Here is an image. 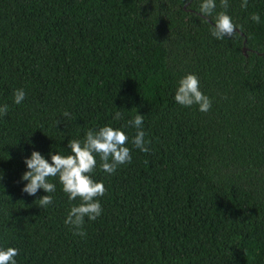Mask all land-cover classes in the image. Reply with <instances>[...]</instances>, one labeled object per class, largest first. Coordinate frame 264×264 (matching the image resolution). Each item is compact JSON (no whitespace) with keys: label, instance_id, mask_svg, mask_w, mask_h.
Here are the masks:
<instances>
[{"label":"trees","instance_id":"1","mask_svg":"<svg viewBox=\"0 0 264 264\" xmlns=\"http://www.w3.org/2000/svg\"><path fill=\"white\" fill-rule=\"evenodd\" d=\"M201 2L0 0V248L17 264H264V0H228L237 32L222 40L220 0L213 17ZM188 73L208 112L175 102ZM138 113L147 153L125 127ZM106 125L126 132L132 161L109 174L96 157L102 214L75 235L64 221L80 201L58 177L53 193L23 192L25 158L68 155Z\"/></svg>","mask_w":264,"mask_h":264},{"label":"clouds","instance_id":"2","mask_svg":"<svg viewBox=\"0 0 264 264\" xmlns=\"http://www.w3.org/2000/svg\"><path fill=\"white\" fill-rule=\"evenodd\" d=\"M220 7L224 10L217 12L213 17L217 8L216 0H202L199 13L205 17H213L211 35L222 40L225 37L234 36L237 32V25L227 13L228 0H220ZM240 7L247 9L248 0H241ZM250 19L255 23H260V16L257 13L251 14ZM199 83V78L195 74L188 73L183 76L175 91V102L184 107L198 105L199 111L208 112L212 107V101L201 91ZM13 95L16 104H21L26 98V92L23 89L15 90ZM8 110L7 104L0 106V116L7 115ZM63 115L67 117L69 113L65 111ZM113 118L120 120L123 118V113L117 111ZM143 122L144 115L138 113L127 121L125 127L131 126L136 129L132 144L140 151L147 153L150 151L147 145L151 142L145 140ZM59 123L57 122V125ZM128 139L125 131L106 125L98 131L89 129L83 141L70 139L68 142L70 154L50 153L51 161L39 151L34 150L30 157L25 158L28 170L23 173L21 179L27 183L22 191L32 196H35L41 188L47 193H53L56 185L49 182V178L58 177L68 200L78 199L80 201L79 204H74L70 208L64 222L73 228L75 235L86 236L87 233L83 228L85 217L94 221L102 214L99 198L107 192L104 183L92 177L98 163L96 157H99L102 171L114 174L118 166L132 161L131 149L127 146ZM35 202H38L37 205L42 209L46 208L52 203V196L44 195ZM18 255L19 250L15 247L0 248V264H17L15 258Z\"/></svg>","mask_w":264,"mask_h":264},{"label":"water","instance_id":"3","mask_svg":"<svg viewBox=\"0 0 264 264\" xmlns=\"http://www.w3.org/2000/svg\"><path fill=\"white\" fill-rule=\"evenodd\" d=\"M243 52L246 54V47H243Z\"/></svg>","mask_w":264,"mask_h":264}]
</instances>
